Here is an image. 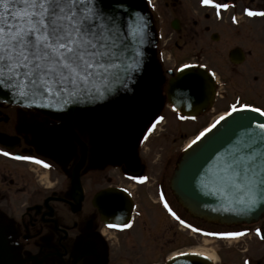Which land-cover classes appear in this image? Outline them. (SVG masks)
<instances>
[{
  "label": "flooded vegetation",
  "instance_id": "flooded-vegetation-1",
  "mask_svg": "<svg viewBox=\"0 0 264 264\" xmlns=\"http://www.w3.org/2000/svg\"><path fill=\"white\" fill-rule=\"evenodd\" d=\"M133 1L143 42L136 47L121 88L103 102L73 112L77 133H68L64 112L0 101V228L11 264H264V215L229 229L244 235L223 241L235 245L223 255L198 251L202 248L199 238L196 245H187L190 249L175 251L185 245L183 240L163 238L167 231L157 238L156 232L153 235L142 229V237H132L135 223L142 215L146 223L149 211L142 196L154 198L166 221L172 214L165 201L176 213L170 201L172 197L178 204L170 189L175 168L167 187L152 171L157 159L150 167L142 160L143 150L168 118L182 126L200 124L180 148L181 156L195 137L218 119L221 106L229 111L234 103L264 108V15L245 12H264V0H216L230 5L219 14L201 0ZM169 32L177 34L185 45L196 42L199 46L193 44L192 55L184 56L191 60L161 71L160 64L170 62ZM182 64L203 69L213 82L207 108L192 118L179 115L168 104L169 80ZM225 65L223 75L221 66ZM134 105L138 112L133 113L135 119L130 113ZM140 111H144L142 116ZM203 119L206 123H201ZM35 121L37 126H22ZM132 121L138 127L136 134L129 131ZM83 149L84 161L76 171ZM20 156L35 157L48 166L18 159ZM139 176L147 180L132 178ZM116 206L120 216H109L108 210ZM125 224L131 226H111ZM156 228L152 231L159 230ZM256 229L261 230L260 235Z\"/></svg>",
  "mask_w": 264,
  "mask_h": 264
},
{
  "label": "snow or ice",
  "instance_id": "snow-or-ice-1",
  "mask_svg": "<svg viewBox=\"0 0 264 264\" xmlns=\"http://www.w3.org/2000/svg\"><path fill=\"white\" fill-rule=\"evenodd\" d=\"M201 3L213 5L217 14L220 9L230 7L228 3L216 0H201ZM245 12L249 16L264 15V12L251 9H245ZM120 15L117 0H111L107 7L105 0H0V85L17 90L25 98L31 96L33 103L37 97L47 96L67 101L93 79L108 80L114 68L125 65L127 72L130 65L126 61L132 46L126 41L131 37L137 44L143 42L142 24H127L126 34L122 33ZM187 67V64L181 65V69ZM247 109L264 115V108L248 103L238 107L235 103L231 105V112ZM231 112H225L215 124L200 132L192 144ZM231 130L233 134L239 130V135L224 151L216 154L217 179L223 189L235 194L233 199L240 210H249L258 201H264V123H256L255 118L249 116L233 121ZM3 154L12 155L9 152ZM17 158L48 166L32 156ZM132 178L141 182L147 180L144 176ZM164 206L180 223H185L167 201ZM194 230L203 231L200 228ZM256 232L261 234L260 229ZM207 235L236 238L244 232H211ZM245 264L249 262L245 261Z\"/></svg>",
  "mask_w": 264,
  "mask_h": 264
},
{
  "label": "water",
  "instance_id": "water-1",
  "mask_svg": "<svg viewBox=\"0 0 264 264\" xmlns=\"http://www.w3.org/2000/svg\"><path fill=\"white\" fill-rule=\"evenodd\" d=\"M117 3L121 9L119 18L121 30L126 34L127 24L137 23L136 7L133 0H117ZM110 4L111 0H105L106 7ZM126 42L132 46V50L128 53L129 59L126 61L127 65H131L138 44L133 42L131 37H128ZM124 67L125 65H121L112 69L108 80L93 79L76 95L69 97L67 101L47 96L45 98L37 97L36 102L33 103L31 96L25 98L17 90L7 85H0V100L45 111L65 110L67 114L71 115L72 104L78 108H85L114 94L129 73L130 67L127 72L124 71ZM211 89V79L200 69H180L177 75L169 80L168 102L178 112L186 116H193L208 106ZM249 116L254 117L256 123H264V115L253 112L251 109L231 112L230 116H226L224 120L211 128L201 140L182 155L174 170L170 187L177 202L191 216L229 226L254 222L264 215V201H258L257 205L249 210H240L239 205L233 199L235 194L223 189L221 181L217 179L219 173L216 154L224 151L228 144L232 143L239 135V130L233 134L232 122ZM244 122L247 123L246 120ZM76 140L83 147L77 138ZM83 161L84 149L76 171L82 166ZM120 207L110 208L109 216H120L118 211ZM115 211L117 212L112 214ZM183 262L186 263V261ZM0 264H11L2 230H0Z\"/></svg>",
  "mask_w": 264,
  "mask_h": 264
},
{
  "label": "rangeland",
  "instance_id": "rangeland-1",
  "mask_svg": "<svg viewBox=\"0 0 264 264\" xmlns=\"http://www.w3.org/2000/svg\"><path fill=\"white\" fill-rule=\"evenodd\" d=\"M167 38V46L169 45L171 48V57H169V63H167L166 61L165 64H160L161 71H164L165 68L169 66L174 67L175 65H178L184 61L191 60V58H186L184 56L192 55L193 51L196 49L193 48V44L198 45L196 42H194L193 44L185 45L183 44L182 40H180L178 35H175L172 32H169V37ZM225 70L226 65L224 67L221 66V73L223 75L226 74ZM225 109L226 107L221 106L220 112ZM206 120L207 119H203L200 121H202L201 123H206ZM198 123L194 125L188 124L187 126H182L175 124L173 119L168 118L165 126L161 127V130L157 131V134L152 138L151 142L147 145L146 149L143 150L144 153L142 154V160L144 164L147 163L150 167L152 161L154 162L155 159H157L155 166L152 168V171L155 172V178H162L167 183V187L169 179L172 175V170L173 168H175L176 163L179 160L180 148L187 140H189L194 135L196 131L195 129L200 126V124L198 125ZM142 198L143 205L149 210L147 213V219L145 220L146 223L143 222L144 216L142 215V217L138 219L139 221L135 223V231H132V233L134 234L132 235V237H142V229H148V232H153V235L156 232V234L160 236L157 238H162L161 234L164 231H167L163 238H171L173 241L183 240L185 246H177L175 247V251L188 249L189 247L187 245L189 244L196 245V242H198L197 238H199V242H201V244L198 246L202 248H199L198 251L204 252L206 254L211 253L213 255L215 253L223 255L224 253L230 251L235 247V245L233 244L230 245L226 242H221L220 240L214 241L211 239V237H205L204 235L200 234L197 235L196 232L190 231L187 225L191 224L194 228H200L202 230H214L219 232H226L227 230L233 228V226H218L214 224L205 223L197 219H193L189 215L184 213V211L179 207V205L172 197H170V201L175 207L176 212L179 214L180 219L185 221V223H180L179 220L171 221L168 219V217L166 221L165 219H163L164 216L158 209L157 204H154V198L151 197L150 199H146L145 196H142ZM150 212L154 214L152 216H149ZM155 214H157L156 217ZM153 217L154 219H152ZM178 225L181 227V229H178ZM183 225L186 226L183 227ZM155 227L159 228V230L152 231ZM206 242L209 244H206ZM244 247H247V245H244Z\"/></svg>",
  "mask_w": 264,
  "mask_h": 264
},
{
  "label": "bare ground",
  "instance_id": "bare-ground-1",
  "mask_svg": "<svg viewBox=\"0 0 264 264\" xmlns=\"http://www.w3.org/2000/svg\"><path fill=\"white\" fill-rule=\"evenodd\" d=\"M144 100V99H143ZM140 104H142V100H140V102H139ZM134 112H137V110H136V108H135V105L133 106V107H131L130 108V113H131V115H132V117H133V113ZM143 112L144 111H140V115L142 116L143 115ZM138 113V112H137ZM140 115H138L137 116V119L139 118V116ZM133 119H135L134 117H133ZM64 120H66L67 121V125H66V127L68 128V133H73V132H75V133H77V128H78V126H77V123H75V119H74V116H73V112L71 113V115L70 114H66V116L64 117ZM36 123H38L37 121H35V122H32V123H27L26 124V122L25 123H23L22 124V126H29V127H34V126H37V124ZM138 130V127L136 128V126H135V124H134V121H132L131 122V125H130V130L129 131H133V132H130L131 134H136V131ZM29 135H32L31 134V132H29L28 133ZM236 242V241H235ZM235 242H233V243H235ZM228 243H232V242H228ZM206 244H209V243H207L206 242ZM210 255L212 256L213 254H211L210 253Z\"/></svg>",
  "mask_w": 264,
  "mask_h": 264
}]
</instances>
